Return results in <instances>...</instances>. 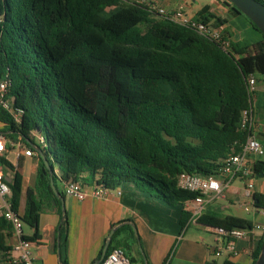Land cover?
<instances>
[{
    "label": "trees",
    "instance_id": "1",
    "mask_svg": "<svg viewBox=\"0 0 264 264\" xmlns=\"http://www.w3.org/2000/svg\"><path fill=\"white\" fill-rule=\"evenodd\" d=\"M209 8L204 4L194 18L223 26L227 18ZM248 21L261 39H231L222 29L229 41L223 49L135 0H0V78L9 79L20 122L2 108L0 121L34 152L33 145L42 149L59 196L65 197L59 180L108 189L130 182L167 205H182L195 193L177 187V175L217 173L249 134L240 127L241 111L249 104L247 78L264 76V35ZM37 134L45 145L34 141ZM37 156L35 183L26 190L21 215L24 226L34 230L25 235L29 240L37 239L40 209L50 201L61 218L60 233L68 225L49 171ZM0 164L12 174L10 201L18 210L20 158L12 165L2 157ZM253 171L262 173L264 161L257 159ZM253 198L254 206L264 209V194ZM189 214L182 211L181 225ZM197 221L225 231L252 227L244 218L208 211ZM124 230L134 239L133 228L121 224L104 256L113 246L129 255L127 241L119 238ZM10 233V223L0 216V263L10 249ZM263 239L264 232L252 264ZM61 264H67L62 255Z\"/></svg>",
    "mask_w": 264,
    "mask_h": 264
},
{
    "label": "crops",
    "instance_id": "2",
    "mask_svg": "<svg viewBox=\"0 0 264 264\" xmlns=\"http://www.w3.org/2000/svg\"><path fill=\"white\" fill-rule=\"evenodd\" d=\"M139 2L154 1L167 8L181 7L191 15L204 5L210 6L209 12L227 18L220 26L230 32L231 39L247 38L258 41L261 35L242 15L232 11L224 0H135ZM254 129L253 135L264 145V76H256L252 97ZM0 132L8 140H16L19 135L11 131L10 126L0 121ZM34 141L37 142L36 137ZM4 158L15 165L20 158L22 166V192L19 210L23 212L26 190L33 187L38 167V156L16 157L13 147H9ZM257 159L264 161V153ZM54 171L59 174L58 167ZM6 173L10 170L5 169ZM254 190L264 194V171L254 174ZM59 188L62 182L57 181ZM87 195L79 200L65 194L64 206L67 216L66 233H60V216L55 202L44 204L39 212L38 237L33 241L32 255L35 264H61V255L67 264H91L97 259L106 236L112 225L126 223L135 228V237L130 238L127 231L119 238L128 243L127 251L131 264H252V252L264 232V209L255 207L250 198L244 195L243 181L231 182L220 197L209 199L205 205L208 212L233 215L252 223L251 230L235 240L237 254L223 250L215 255L220 239L214 228L200 222L180 223L183 210H189V200L182 205H167L162 200L138 190L132 183L123 182L118 186L120 193L111 190L105 197H94L91 188H84ZM36 195V194H33ZM47 203V202H46ZM248 205L249 210L244 206ZM256 225L260 227L257 228ZM26 236L33 234V228L23 226ZM7 244L13 243L11 233L6 238Z\"/></svg>",
    "mask_w": 264,
    "mask_h": 264
},
{
    "label": "built area",
    "instance_id": "3",
    "mask_svg": "<svg viewBox=\"0 0 264 264\" xmlns=\"http://www.w3.org/2000/svg\"><path fill=\"white\" fill-rule=\"evenodd\" d=\"M149 9L154 13L161 15L175 23L186 25L193 28L197 33L216 41L221 48L226 49L229 45L228 39L223 37L222 28L215 26L211 22H202L194 18L181 7L167 8L157 2H145ZM256 77L250 75L247 78L248 106L241 111L240 127L249 132L245 141L240 144L238 150L231 152L222 160L217 173L200 175L186 171L180 172L176 177L177 187L195 193V196L189 200V218L185 225L197 222L198 217L204 212L205 205L209 199L220 197L234 180H241L244 184V195L250 198L252 203L254 190V171L253 165L257 158L264 153L263 144L253 135L254 129L252 97L255 89ZM9 79L7 75L0 78V108L10 113L15 124L20 122V112L13 108V98L8 94ZM36 139L39 143L45 145L43 135L37 134ZM13 147L15 155L19 158L23 156H31L34 151L28 147L23 138L19 135L16 140H8L4 133L0 132V158L4 157L6 150ZM8 175L2 164H0V216H3L11 227V235L13 243L7 251L5 259L0 264H35L32 255L33 241L25 238L23 231L24 223L22 221V212L14 210L11 205V190L8 181ZM62 189L65 194L72 195L81 200L86 195V190L77 182L63 181ZM111 190L102 187L91 188L90 194L94 197H105ZM253 204V203H252ZM245 210H249V206H244ZM184 225V226H185ZM259 228V225H256ZM251 229L232 228L225 231L222 228H214V231L220 239V245L214 251L215 255H219L223 250L231 254H237L235 248V240L245 235ZM97 264H131L129 256L120 246H113L110 251L99 260Z\"/></svg>",
    "mask_w": 264,
    "mask_h": 264
},
{
    "label": "water",
    "instance_id": "4",
    "mask_svg": "<svg viewBox=\"0 0 264 264\" xmlns=\"http://www.w3.org/2000/svg\"><path fill=\"white\" fill-rule=\"evenodd\" d=\"M229 3L233 4L234 7L236 9H238V11L246 16L253 24L256 25V27L262 32V34L264 35V4L259 2L258 0H227ZM33 148L36 150V152L39 154V156L42 158L45 167L48 169L49 174H50V185L54 191V193L59 196V192L57 191V189L55 188L52 178H51V174H52V169L49 166L48 161L46 160L45 156L42 153V149L37 146V145H33ZM262 174V173H259ZM8 181L11 180V175H8ZM60 198V208H61V212L64 215L65 214V206H64V197L63 196H59ZM257 202V199L253 198L252 199V203L253 205ZM121 223H118L116 226H114L112 229H110L109 233L106 236L105 242L102 246L101 249V255L98 259H96L95 261H93L91 264H97L99 262L100 259H102L106 253V250L108 248V245L110 243V239L111 236L114 232V230L120 226ZM134 232H135V228L132 227ZM147 264V263H145ZM255 264H264V239H263V243L260 249V252L256 258Z\"/></svg>",
    "mask_w": 264,
    "mask_h": 264
},
{
    "label": "rangeland",
    "instance_id": "5",
    "mask_svg": "<svg viewBox=\"0 0 264 264\" xmlns=\"http://www.w3.org/2000/svg\"><path fill=\"white\" fill-rule=\"evenodd\" d=\"M201 1V0H200ZM263 144V143H262ZM264 146V145H263ZM262 156V155H261Z\"/></svg>",
    "mask_w": 264,
    "mask_h": 264
}]
</instances>
